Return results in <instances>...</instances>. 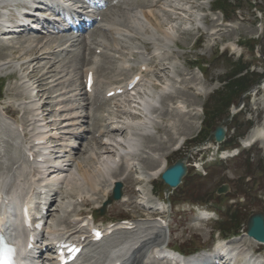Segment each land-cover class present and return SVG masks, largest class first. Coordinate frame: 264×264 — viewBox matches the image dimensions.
I'll list each match as a JSON object with an SVG mask.
<instances>
[{"label": "rangeland", "instance_id": "obj_1", "mask_svg": "<svg viewBox=\"0 0 264 264\" xmlns=\"http://www.w3.org/2000/svg\"><path fill=\"white\" fill-rule=\"evenodd\" d=\"M119 1L120 2L116 5L108 6L109 8L107 12L109 13L106 12V17L111 16L114 12L120 13L121 11L123 13H127L128 15L133 13L134 16L135 14H139L138 16L141 17L142 15L147 14L146 16L150 17L148 13L154 12V16L151 15L152 17H150L153 24L149 19H144L143 16L140 19H136L138 20L137 22L139 23V26L143 27L142 29L144 30L142 32L144 34L140 31L142 36L140 34L137 35L134 33L136 31L133 30L134 32L130 33L133 35L131 38H126V40L125 38L122 39L123 37H120V39H117L119 42L116 41L118 42L117 44L119 45V48L125 49V47H123V43L126 41V46H130V48L134 46L143 50L148 49L149 58L153 57V55L159 56V58H157V63L161 65V69H166L160 70L156 77H151L145 87L150 89L152 84L160 83V86H156L157 93L155 92L154 95H158L160 91H163L166 88L164 84L167 81L170 84V88L168 89L170 91H168L169 94L162 95L163 100L161 99L162 102L160 100V103H158V106L160 105L159 107L162 105L165 106L161 110L163 113L158 111L161 116L164 117V119H162L164 123L160 121L162 128L155 132L153 134L154 136L152 135L151 137H147L143 141L145 142V148H147V150L160 149V153L165 155L166 160L161 162L165 169L174 165L179 160L186 161L189 166V173L184 179L185 184L177 190H172L174 195L171 196V199L172 201H177L178 204L170 206L164 195L166 188L164 185L160 184V181H155L152 184L147 185L145 182L136 179L137 174H131L123 169H118V174L120 173L119 175L121 176V182L123 184V193L130 201L125 204L114 202L109 205L105 214L101 215L99 222L105 223L123 218L134 219L137 221H153L155 216L158 215V212L154 209L145 210L143 207L138 205L139 202L136 203L138 194L135 191L138 188H143L145 190V194L153 191L155 194L154 196L156 197H154L155 200L159 198L165 202L167 207V214L165 217L170 224V231H167V234L171 248L184 252H189L187 250L190 248V251H194V249H209L212 244L218 240V238L221 239L215 234V232H217L216 229H218V227L220 228V226L216 223V220L220 218L219 214L221 216L223 215V210L225 211L224 217L226 221L232 217V222L228 223L224 227L227 230L232 228L238 230L240 232V237L242 238V235L246 233L247 221L249 217L256 213H264V141L256 143V145L250 150H243L245 152H242L238 158L230 161L228 160L227 162H213V164H217L211 165L208 170H206V173L210 174L207 178H204L203 174V177L199 176V173L201 172H198L194 166L197 165V163H200L202 159H209V157L211 159V151L202 150L201 153L199 151L204 142L211 139V134L217 126L224 123L227 128V136L229 140L228 143L224 144L225 149H231L238 146L240 141L252 135L254 129L264 128V89H261L259 92L253 90L249 93L248 97H246L247 93L240 96L239 90L236 91L237 82H240L239 86L241 88H244V86L248 84L249 79H242L244 75H247V72L253 73V71H255L254 75L259 77L260 80L261 78H264V61L257 57V48L259 47L264 35L263 12H255V10L250 7L251 4L247 0ZM250 1L253 4L257 3L264 10V0ZM125 2H128L126 4L131 6L132 11L123 9L125 8V5L122 3ZM223 2H225V5L223 4L225 9L221 8ZM235 7L241 8L237 15L232 13L234 10L233 8ZM220 8L227 11V18L219 12L213 13L214 10H218ZM228 20L230 23L225 22ZM166 32L170 33L172 36V40L167 44L168 46H165L164 42L159 40L165 38ZM108 36L109 38H112L110 35ZM154 37H156L158 41H155ZM49 38L50 37L44 36V34L38 33L24 35L20 39L23 41L28 40L25 47H29L30 44H34V46H36L37 44H45L48 40L53 41V39ZM35 41L41 42L38 43ZM128 42L130 43L128 44ZM20 46L21 45H19L17 39H5L0 42V65L5 59H14L15 61V63H13V67L3 71L0 70V86L4 88L1 96L3 97V100L0 102L2 104V106L0 104V115L4 107L7 108L8 106H11L12 110L18 108L21 104V99L23 100L27 93L29 94V92H26L25 89L27 90L29 87V89L33 87L35 88L34 85L37 83V80H40L41 78L42 80L44 79L45 82L41 81L42 87L37 88L33 94L37 95L38 89L46 90L43 95H45L48 99L41 101V103L47 102L48 110L61 113L65 110V108L71 109L80 104L81 107H84V110L87 111V97L80 96L78 98V103L68 101L75 100V96L79 94L82 83L80 68L78 69V67H76V69L74 67L76 64V60L74 58L77 56L71 54L72 56L69 55V57L67 55L57 57L53 54L56 50V46H51L47 57L43 56V58H41V54L43 53V50L42 52H39L41 47L38 50L35 49V52L31 51L25 53L22 52L24 49ZM166 47L169 48L167 49ZM224 50H229L230 53L226 51L225 54L222 55ZM65 57L67 59H65ZM79 57L77 58L83 60L82 56ZM88 58L91 59V56ZM240 58L245 64L241 61L239 62ZM30 59L33 61H30L28 65H26L25 71L31 73V71L35 68L39 69V71H36L33 75L36 79L34 78L31 82L24 80L26 83L21 85L19 82L24 76V72H21L19 64L27 62V60ZM103 62L106 63L104 64L105 67L100 68L102 74V76L100 74L101 83L106 81L112 82V80L109 79L110 77L105 76L107 74L111 77L114 76V79L122 75L121 71L115 67V64H111L108 60H103ZM110 64L113 65L117 71L115 68H112ZM198 64H202V69L205 73L204 76L197 70L196 66ZM41 66H44L45 69ZM70 66H72V68L68 69ZM63 69H65V72ZM47 71L50 73L53 71V73L46 74ZM9 75L10 78L8 77ZM250 75L251 74H248L247 77L254 82L255 78ZM57 79L61 80H59L60 85L58 86L55 82ZM67 80L70 81L68 82ZM100 81L98 80V84H100ZM252 89H254V87L250 90ZM102 91L103 89L100 88L99 94L101 96H103ZM32 92L33 91H31L30 94H32ZM225 99L226 101L223 102ZM227 101L232 102L229 108L233 111L237 108L242 109V111L238 114L235 112L233 116L229 118V110H227L228 107L226 108L225 105L228 103ZM122 102H124V100H122ZM179 104L186 107L184 110L186 113H180L178 118L174 117V115L171 117L169 114L174 107L173 105ZM114 106L115 104L112 102L100 101L94 105V108L98 110L99 115H106L105 112L113 110L115 108ZM200 107L205 110V113H202ZM20 109H22V107ZM115 110H117V107ZM82 112L83 110L79 109L75 112H64L61 114L54 113L51 117H48V120L51 121L52 119L61 120L60 124L56 126L57 128L52 126L54 129L50 127L49 130H51V134L57 138L67 136L63 137L65 138V141L58 142L60 144L59 151L62 155H65L64 152H67L65 156L66 159L70 160L71 158H74L72 161L74 160L75 164L82 162L83 158H87L86 160H88L90 151L87 149L84 154L80 153L78 156H73L74 152L72 148H65L66 146L81 145V141L73 139L70 135L65 134H70V132L74 130V128H69L66 125L71 123V121H68L70 115L81 114ZM158 112L156 115L159 114ZM194 113H197L198 115H188ZM207 113H209V118H207ZM119 115L120 117L118 116L119 118L116 120L117 122H124L125 120H128L127 115ZM121 116L124 118L122 119ZM26 117L27 116L24 115V111H20L17 115V119L20 123L25 122L27 120ZM137 119L140 120L138 116H134V120ZM99 122L100 121H98V124ZM174 122L178 123V130H174L173 127H167V125L171 126ZM190 122H194L196 128L192 127L189 124ZM200 123H204L203 126H206L207 128L196 139L203 127L201 126V128H199ZM8 124L12 125L13 122L9 120ZM127 136L128 133L126 134V137ZM175 136L187 138L180 151H177L178 147H176L177 144L179 145L178 140H174V142L177 141L175 142L176 144L170 142L168 143L171 138L175 139ZM8 137V146L4 144V149L2 151L4 158L0 157V161H7L5 155H8V157L13 155L18 161V151L16 154V149L11 148L14 140H12V142L9 135ZM163 137H165V139H163ZM19 142H22V138ZM92 143L94 142L86 141L85 144L90 147L92 146ZM97 147L98 150L96 151H101L99 145ZM85 163L84 165L82 163L83 169L89 170V174L94 175L98 168L97 166L99 165L93 162L91 165L88 162L86 164ZM248 165L250 167H248ZM7 166V164L3 165V168H0V173L7 170L4 169L7 168ZM29 174L30 172L28 168H26L25 170L23 169V172L19 175L20 181L23 184L27 183L30 179ZM74 177V181L72 182L68 179V182L66 181L61 183V185H56V187L59 186L60 191H62V196L59 199L60 203L58 202L57 204H61L62 201L64 203V200L66 203H68L70 199H74L75 201V197L77 196L75 192H84V190H86V187H83L84 185L81 184L82 181L80 178L77 176ZM93 181L98 182V178L94 176ZM98 185L100 186L101 192L95 193L94 196H91L93 199L89 198L90 202L88 205H74L76 209L73 207V210L75 209L77 212L81 211L90 213L99 209L112 195V193L106 197L108 183L104 180L99 179ZM223 185H228V193L224 195H217L216 192L218 188ZM88 189L90 188L88 187ZM68 192L70 195H68ZM232 198L234 200H231ZM192 204H199L200 209L215 213L214 220L212 222H201L197 214L192 211ZM215 204L218 206L220 205L221 208H218ZM244 208L246 209L244 210ZM72 214L74 213H70L67 218L70 219ZM55 215L56 214H54V216ZM231 219L229 221H231ZM55 221V219H52L50 224ZM50 229L51 228L48 226L45 233L46 236H48ZM241 238H236L228 242L233 241L237 245L246 244L247 248L253 249L250 241H242ZM260 252L262 254V258H264V249H260Z\"/></svg>", "mask_w": 264, "mask_h": 264}, {"label": "bare ground", "instance_id": "obj_2", "mask_svg": "<svg viewBox=\"0 0 264 264\" xmlns=\"http://www.w3.org/2000/svg\"><path fill=\"white\" fill-rule=\"evenodd\" d=\"M94 1L98 2V4H100L101 6H104V7L108 6V5H113L116 3L115 0H94ZM85 11H86V9H85ZM101 11H102V9L99 10L98 12H96L93 16L91 15V16H87L85 18V20L88 19V20L92 21L90 24V29L92 28V31H91V33H89L88 36H84V39H80L79 37H81V36H79V35L77 37H75V36L72 37V36H70V34L66 33L64 36L60 35V37L54 38L53 41L48 40V41H46L45 44H37V45L35 44L36 46H34V44L33 45L30 44L29 47L28 46L25 47V44L27 43L28 40L23 41L20 39L23 37V35L16 36V39L18 40L19 45H21L20 47L24 49L22 52H25V53L34 51L35 49L38 50L41 47L39 49V52H42V50H43V53L41 54V58H43V56L47 57V55L49 54V52H48L49 48L51 49V46H56V50L53 54L57 57H60V56L62 57L64 55H67L69 57V55L71 56V54H74V56H77V57H79V56L83 57L85 54V51L87 53H89V55L92 53V54H94V56H96V51L102 50L101 51L102 55L100 56L101 57L100 62L94 61V64L95 63L98 64L97 69H100L103 66H105L104 64L106 62H103V60H108L111 62V64H115V67H118L117 68L118 70H120L122 73H125L124 66H126V64L128 63L126 60H123L127 57L125 52H130L131 50H135L136 48L132 49V47L130 48V46H126V43H127L126 41H125V43H123V47H125V49H122L123 52H122V50H121V52H119V54H120L119 60L121 62H123V61L125 62L123 64V68L119 67V61H117L115 57H112L110 54H108L106 52V50H108L110 48V46L112 47V49L117 50L119 48V45L117 44L119 42V40H117V39H119V37L121 35H124V37H129V35H131L130 37H132L133 35L130 33L134 32V31H136L134 33H136L137 35L138 34L141 35V32L144 29H142L143 27L139 26V23L137 22L138 20H136V19H140L143 16L144 19H146V20L149 19L151 22L150 17H152L151 15L154 16V12L148 13V15H150V17L146 16L147 14L142 15L141 17L138 16L139 14H135V16H134L133 13L132 14L130 13L129 14L130 16H129L127 13H123L122 11L120 13L114 12V13H112L111 16L106 17L105 16L106 13H101ZM104 16H105V18H104ZM124 17H125V19H124ZM144 28H145V26H144ZM105 33H107V34H105ZM104 35H110L112 38L107 39ZM5 36L7 37V35H3V37H5ZM14 37L15 36H13V38ZM152 39H153V37H152ZM107 40H109L110 42H113L115 45L109 44V42ZM128 40H130V39H128ZM154 40L158 41L156 37H154ZM159 40L161 42H164L165 46H168L167 44L172 40V36L170 33L166 32L165 38L159 39ZM116 41H118V42H116ZM35 42H38V41H35ZM39 42H41V41H39ZM89 42H91V43L89 44ZM129 43L130 42H128V44ZM93 45L95 47L94 52H93V47H92ZM166 48L168 49L169 47H166ZM114 52H116V51H114ZM130 56H132V55H130ZM66 57H65V59H67ZM77 57L74 58L76 60L75 61L76 62L75 67L80 66L81 72H82L84 67L89 66V68L86 70L84 88L82 89V91L81 90L79 91L78 95H76L77 97H80V96L82 97V96H84V95L86 96L88 94V92L86 91V81L88 78V73L90 71H94L95 68H94V66H91V64L89 63V61L86 57V54L83 57V60H80L81 58L79 57L80 58L79 59ZM142 59H143V62H141L140 64H141V67L143 68V67H146L147 64H146V59L144 57H142ZM4 61H9V62H7L6 64H2L0 66V70H2V71L6 70L10 67H13V63H15L14 59L13 60L12 59H5ZM30 61H33V60L30 59V60H27V62L19 64L21 72H24V76L20 79V82H19L21 85H24L26 83V82H24V80H28L29 82H31L35 78V76H33L34 73L36 71H39V69H36V68L33 69L31 71V73L25 71V67H26V65H28V63ZM17 62H18V59H17ZM102 62H103V64H102ZM69 63H71V62H69ZM116 63H117V65H116ZM111 64H110V66H112V68H115ZM41 67H44V66H41ZM152 67L156 70L155 75H154L155 77L158 75V72L160 70L166 69V68L161 69V65H159L157 63V59H154V61L152 63ZM71 68H72V66H70L68 69H71ZM44 69H45V67H44ZM115 70H116V68H115ZM148 70H149V66H148ZM40 71H41V69H40ZM63 71L65 72V69H63ZM113 71H114V69H113ZM68 72H69V70H68ZM49 73L50 72L47 71L46 74H49ZM51 73H53V71ZM56 73H57V71H56ZM114 73H115V71H114ZM67 75H69V74H67ZM67 75H65V76H67ZM56 76H55V79H56ZM42 77H44V76H42ZM59 80L60 79H57L55 81L57 83V86L60 85L61 80L60 81ZM41 81H44V79L43 80H42V78L40 80L38 79L37 83H36L37 86H36V84L34 85L35 88L33 87V88L29 89L30 87L28 86L29 88L27 90L25 89V91L29 92V93L31 91H33L32 93H34V91H36L37 88L42 87ZM67 81L69 82L70 80H67ZM158 81H160V80H158ZM159 85H160V83H154V84H152L151 89H149V88L144 89V87H142L137 91L134 90L135 94L133 96L125 99L124 102L117 103L116 104L117 110L114 111V112H116L114 114V116L116 117L119 114H122L123 116L127 115L128 120L127 121L125 120L122 123L120 122L119 124L122 125L121 127L117 126L116 124H115L116 126H114V123H111L112 124L111 128H108L105 131H99L100 135L103 136L101 139L102 141L99 140V142H98L97 140H94V138H92V140H91V135H92L90 133L91 130H88V132H86L85 128H83L84 125L80 124V123H83L82 121L84 119L90 118L91 114L86 113L85 115H83L84 113H81L79 117L73 118L76 121L75 125H80L79 128L81 129V131L76 133V134H72V135L74 137H76L77 139H79L80 141H82V143H84L86 141H91V142H94L95 144L92 143V146L89 147L84 143L82 147H80L76 150L77 155H79L80 153L84 154L88 149L90 151L89 156H88V160H86L87 158H85V159L83 158V161L78 162L77 164L71 162V160L70 161H67V160L63 161V163H72V164H67L68 165L67 167L69 168V171L71 173L69 175L65 176V179H64L65 182L66 181L68 182L69 180H71L70 182H72V181H74V179H73V178H75L74 176H77L82 181L81 184L84 185L83 187H86L85 189L89 190V192L92 193L94 190L98 192V188L100 187L98 185L99 179L104 180L105 182L108 180L109 181V185H108L109 190L107 191V196H109L111 193V188H112L113 184L117 181L118 182L121 181V176L119 175L120 173L118 174V172H119L118 168L120 167V165H121V167L119 169H123L126 172L130 171L131 173H133V167L132 166L137 165L138 169H140V175H141V176H139V178L138 177L137 178L139 180L144 181L147 185L151 184L154 180H159L161 178L163 172L165 171V167L162 166V164H161V162L163 160H166L165 155H162L160 153L161 152L160 149H154V150L148 149L147 150V148H145V142H143L147 137H151L155 132H157L160 128H162V127H160L161 125L159 124L158 119H160L159 117H162L160 113H163V112H161V110L165 106L162 105L161 108L159 109L157 104L160 103V100L163 98L162 95H166L167 94L166 92L169 91L168 89L170 88V84L167 81L164 84V86L166 88L163 91H160L158 93V95H154L153 91H155L157 93L156 86H159ZM128 86H129V84H127L124 87H119L120 89L123 90V94L126 93ZM38 90L39 91L37 93V96H35V97L32 94L28 95V93H27L25 100L26 101L29 100L30 103H32V106L28 107V108H24V115H30L32 117V121L36 122L35 128L38 127V125L42 127L44 122L46 121L47 117H51V115L54 114V111L46 109L47 105H48L47 102H44L42 105L35 104L36 98L39 99L38 102H41L43 100L45 101L48 99L45 97V95H43V94H45L44 91H46V90H42V89H38ZM49 90H51V89H49ZM94 90H95V86H94ZM112 91H116V90L109 89L107 91V94L112 92ZM47 96H49V95H47ZM104 99L105 98L98 96L95 99H93L92 102L98 103ZM112 99H114V98H112ZM162 100H161V102H162ZM140 111H142L143 113H146L144 115V119L134 120V116H139L138 113ZM158 111H160V113ZM114 112H112L111 114L113 115ZM157 112L159 114L156 115ZM6 113L10 114L12 117H14L15 114L19 113V110H12V109L8 108L6 110ZM58 113L60 114V112H58ZM180 113H185L184 112V105L183 106L182 105L174 106L172 111H170L169 115L171 117L174 115V117L178 118L180 116ZM188 115L193 116V115H197V113L188 114ZM121 118L123 119L124 117L121 116ZM79 119L81 122H79ZM161 119H164V117H162ZM56 120H53V121L47 123L45 126L49 127L51 124V125L56 127L59 124V122ZM86 123H88V122H86ZM177 124L178 123L174 122V123H172L171 126L167 125V127H169V128L173 127V129L176 130L178 127ZM189 124L192 127H195L194 122H190ZM26 125H27L26 130H29L31 128V126L29 125V121L26 123ZM68 125H66V126H68ZM197 125H199V124H197ZM19 126L20 125L18 124L17 127H19ZM7 132L10 133V135H9L10 140L11 141L14 140V137L8 128H7ZM167 132H169V131H167ZM127 133H128V136L126 137ZM172 133H173V131H172ZM174 135H175V133H174ZM163 139H165V137H163ZM186 139H187L186 137L175 136V139L171 138L170 140L168 139L169 141L168 140L167 141H168V143L170 142V143L174 144L175 142H177V141L174 142V140H178L179 145L177 144L176 147H178V149H180L181 144ZM256 141H260V142L264 141V128L254 129L252 135H250L247 139L242 141V144L245 145V148H248ZM98 145L101 148V151H99V152L96 151V150H98V147H97ZM29 147L30 146L26 147L25 145H23L20 149V153L22 152L23 149H28ZM40 148L47 149L46 147H40ZM156 151H158V152H156ZM0 155L2 156V154H0ZM11 156L12 155H10V157H8V155L7 156L5 155V157L7 158L6 159L7 161L5 159H4V161H6V162L0 161V168H3V165H6V164L8 165L7 168H4L7 170H4L2 173H0V190H2V191H4V190L9 191L12 188H14V186L17 183L16 181L19 179V177H18L16 180L15 179L16 176L12 175L14 173L13 167L16 165V163L18 161L15 162L16 158L14 156H12V157ZM1 158H4V156H2ZM224 158H225V156H224ZM23 160L25 163H27L26 159H23ZM29 162H30V160H29ZM85 162L86 163L88 162L90 165L92 162L97 163L99 165V166H97L98 167L96 170L97 172L95 170H93V171H95L94 175L89 174V170H87L86 168H85L86 170L83 169L82 163L84 165ZM50 163H51L50 160H46L45 165H48ZM43 167H47V166H43ZM130 167H132V169ZM53 168H55L56 170L51 172V174H57V175L61 174V172H59V171H61L62 168L51 167V169H53ZM33 171L35 172V170H33ZM48 176H49L48 179L47 178H45V179L49 180L51 175H48ZM72 176H73V178H72ZM94 176H96L98 178V182L93 181ZM55 181H58V179H55ZM88 187L90 189H88ZM81 192L82 191L75 192L76 194H79L78 198L82 197V195H80ZM86 193H88V191H85V193L82 192L83 195ZM57 194H58L57 192L54 194V197L51 199V202H54V203L57 202ZM73 194H74V192H73ZM68 195H70L69 192H68ZM125 200H126V197L124 196V199L122 200V202H125ZM58 207H60L61 213L63 214L62 217H60V221H61V220H63V218L65 216V212H66L65 210H67V208L68 209L71 208V204L70 203H69V205H63L62 204V205H58ZM48 214H49V212H48ZM66 234H69V232L67 231ZM82 235H84V234H82ZM71 236L73 237V234ZM112 237H113V240L104 246H98V245L93 246L90 244L87 245L86 249H89L88 250V257L89 258L86 260V264H116V263H121V264H149V263H147V260L153 261L155 255H156V254H153V252H150L151 249L157 248L159 251H162L164 248H170V242L168 240L167 231L162 229V228H158V225H156V222L138 223V224H136L135 230H133L131 232L126 231L125 228H118L117 227L115 229L114 235ZM79 238H80V236H79ZM247 239L250 240L247 237V235L244 234L243 240H247ZM250 241L255 243L256 245L264 246V244H259L253 240H250ZM114 256H117V259L115 261H113L112 263H110L111 258ZM153 264H160V262L155 261ZM204 264H208V261H204Z\"/></svg>", "mask_w": 264, "mask_h": 264}, {"label": "water", "instance_id": "obj_3", "mask_svg": "<svg viewBox=\"0 0 264 264\" xmlns=\"http://www.w3.org/2000/svg\"><path fill=\"white\" fill-rule=\"evenodd\" d=\"M214 137L218 143L222 142L225 137V130L223 127H218L214 132ZM186 175V166L182 161H178L174 166H171L162 176V180L165 184L172 188L178 187L182 178ZM120 188V186H119ZM226 193V189L219 190V194ZM119 189L115 195V199L120 198ZM248 234L249 236L264 242V214H256L249 219L248 222Z\"/></svg>", "mask_w": 264, "mask_h": 264}, {"label": "trees", "instance_id": "obj_4", "mask_svg": "<svg viewBox=\"0 0 264 264\" xmlns=\"http://www.w3.org/2000/svg\"><path fill=\"white\" fill-rule=\"evenodd\" d=\"M226 1H227V0H226ZM223 4L225 5V2L222 3V7H221V8H224V7H223ZM224 9H225V8H224ZM248 74H251L250 76L253 77V78H255V81H254V82H252L253 80H251L249 77H247ZM248 74L242 78L243 80H245V78L249 79L248 84H246V86H244V88H241V87L239 86V85H240V82H237V83H236V84H237V85H236V91L239 90V92H240V96H241L242 94L246 93V92H247L252 86H254V85H256V84H258V83L260 82V78L257 77V76H255L254 73H248ZM258 78H259V79H258ZM247 79H246V80H247ZM247 81H248V80H247ZM225 101H226V99L223 100V102H225ZM227 102H228L227 104L223 103V104L226 105V108L229 107L230 104L232 103V102H230V101H227ZM207 118H209V113H207ZM248 167H250V166L248 165Z\"/></svg>", "mask_w": 264, "mask_h": 264}]
</instances>
